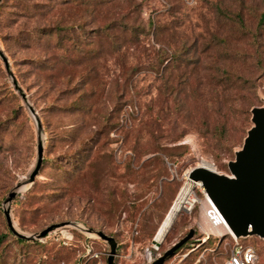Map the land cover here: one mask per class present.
Segmentation results:
<instances>
[{
	"label": "rangeland",
	"instance_id": "obj_1",
	"mask_svg": "<svg viewBox=\"0 0 264 264\" xmlns=\"http://www.w3.org/2000/svg\"><path fill=\"white\" fill-rule=\"evenodd\" d=\"M88 1L65 4L57 33L48 31L59 47L52 71L39 68L46 39L37 42L31 31L11 35L21 22L16 0L0 3V49L40 117L44 145L33 184L10 203L14 227L33 234L71 221L101 230L117 242L114 264H152L193 228L194 236L162 264H225L236 237L218 234L196 183L193 204L173 214L160 240L159 233L192 168L231 174L228 162L252 126L250 110L264 105V29L258 28L264 0H146L142 15L168 27L129 59L110 54L107 40L94 52ZM26 37L33 46L26 48ZM126 68L135 71L125 83ZM41 73L54 76L52 90L39 85ZM38 135L0 59V264H107L108 243L83 228L68 224L34 241L8 228L4 200L33 169ZM236 240L264 264L262 238Z\"/></svg>",
	"mask_w": 264,
	"mask_h": 264
},
{
	"label": "water",
	"instance_id": "obj_2",
	"mask_svg": "<svg viewBox=\"0 0 264 264\" xmlns=\"http://www.w3.org/2000/svg\"><path fill=\"white\" fill-rule=\"evenodd\" d=\"M0 59L7 74L11 77L14 89L32 114L39 134L33 169L26 178L14 185L4 200L7 206L3 208V214L7 226L17 238L31 241L39 240L61 226L71 224L79 227L76 222L64 221L52 223L39 232L25 234L18 231L13 225L10 215V203L21 192L22 187L33 184L42 166L44 145L41 137L42 124L40 117L30 104L27 94L19 86L10 69L8 58L1 49ZM250 111L252 126L247 131L242 147L235 152V158L228 162V169L231 174H221L199 165L192 168L187 177L193 182H200L204 192L228 222L236 238L257 235L264 240V105L255 106ZM83 229L88 233L94 232L100 239L108 243L110 251L107 256V264H114L117 246L114 237L101 230ZM194 231L191 228L187 234L164 251L152 264H162L168 256H171L181 245L194 236ZM152 244L158 247L160 241L154 238Z\"/></svg>",
	"mask_w": 264,
	"mask_h": 264
},
{
	"label": "trees",
	"instance_id": "obj_3",
	"mask_svg": "<svg viewBox=\"0 0 264 264\" xmlns=\"http://www.w3.org/2000/svg\"><path fill=\"white\" fill-rule=\"evenodd\" d=\"M70 1L72 0H66V3L61 0H16V20H20L21 22L19 23L15 33L11 35H23L24 33L30 34L29 31H31L35 34L37 42H39L43 37L46 39L48 43L46 46L48 52L42 58L43 65L39 67L42 71L44 69L52 71L56 70L58 67L59 55L55 51L59 49V47H57L58 44L54 43V45H52L46 36H48L49 30L57 33L60 21L58 15L59 10ZM84 1L85 0H82L83 3ZM145 1L146 0L88 1V3L90 2L91 7V39L96 45L95 49H93L96 54L101 50V48H99V44L104 40H107L110 45V54H115L117 58L123 56L124 59H129V57H134L136 54L142 53L145 50V47H143L144 40L150 38L151 35L156 38L161 30L168 27L164 24L159 25V23H156L150 16L145 18L142 15L141 11ZM236 1L243 5L246 0ZM235 17L240 25L245 28L242 14L237 12L235 13ZM24 18L32 23L33 26L28 28L26 21H22ZM262 27L264 29V10L260 13L258 19V28ZM169 29H171V27ZM26 42H28L26 48L34 45L31 40H27V37ZM262 44H264V40ZM134 67L139 70V66ZM164 69H166V67H164ZM126 70L129 72V77L125 79V83L127 82V79L131 80V72L132 70L135 71V69L126 68ZM262 72H264V69ZM40 76L39 85L45 90H52L55 85L52 82L54 76L50 73H45L44 75L41 73ZM229 79L230 75L227 74L225 76V80ZM235 79L254 83L252 77L250 76L245 78L236 76ZM106 120L109 121V117H107ZM181 247L182 245L179 248Z\"/></svg>",
	"mask_w": 264,
	"mask_h": 264
},
{
	"label": "bare ground",
	"instance_id": "obj_4",
	"mask_svg": "<svg viewBox=\"0 0 264 264\" xmlns=\"http://www.w3.org/2000/svg\"><path fill=\"white\" fill-rule=\"evenodd\" d=\"M209 169H211L210 167L203 165ZM190 183L188 184L187 188H185V190L182 192L174 210L172 211V213L170 214L168 220L166 221V223L164 224L162 230L159 233V240L162 238V236L164 235L166 228H168L169 226V221L173 218V214L177 213L180 211V209H182L183 207H185V205H192L193 202L195 201L191 192V187L193 184L196 183V185H200V182H193V181H189ZM27 188V186L22 187L20 190L24 191ZM206 194V193H205ZM207 196V194H206ZM207 201L209 202V206L211 208V210H213V213L215 215L216 218V223L214 224V227H216L215 229L218 230V234H220L221 236L229 234L231 236L234 237V233L230 227V225L228 224V222L224 219V217L221 215V213L217 210V208L215 207V205L213 204V202L211 201V199L207 196ZM78 228H81L82 226L78 225ZM77 227V226H76ZM90 235H93L91 233H89ZM227 236V235H226Z\"/></svg>",
	"mask_w": 264,
	"mask_h": 264
},
{
	"label": "built area",
	"instance_id": "obj_5",
	"mask_svg": "<svg viewBox=\"0 0 264 264\" xmlns=\"http://www.w3.org/2000/svg\"><path fill=\"white\" fill-rule=\"evenodd\" d=\"M209 217L214 225L216 218L213 210H210ZM234 240L235 244L227 255L225 264H257L258 255L255 250L250 246L242 247L238 244L236 238Z\"/></svg>",
	"mask_w": 264,
	"mask_h": 264
}]
</instances>
